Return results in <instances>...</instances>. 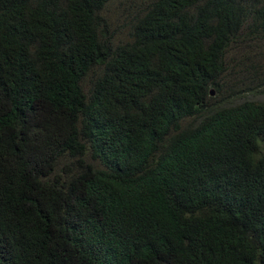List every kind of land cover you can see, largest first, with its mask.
<instances>
[{"label": "trees", "instance_id": "trees-1", "mask_svg": "<svg viewBox=\"0 0 264 264\" xmlns=\"http://www.w3.org/2000/svg\"><path fill=\"white\" fill-rule=\"evenodd\" d=\"M262 59L264 0H0V264H264Z\"/></svg>", "mask_w": 264, "mask_h": 264}, {"label": "rangeland", "instance_id": "rangeland-1", "mask_svg": "<svg viewBox=\"0 0 264 264\" xmlns=\"http://www.w3.org/2000/svg\"><path fill=\"white\" fill-rule=\"evenodd\" d=\"M115 5V4H114ZM113 5V6H114ZM115 9H117V5H116V7H115ZM111 14H113L114 13V11H113V7H111ZM121 27H124V26H121ZM124 28H126V27H124ZM127 29V28H126ZM121 34V36L123 37L124 35H125V32L124 31H122V30H118V32H117V38H119L118 36ZM260 63H262L263 65H264V59H262L260 62H259V64ZM259 69H260V67H259ZM259 74H261V76L264 78V67H263V69H261V73H259ZM246 75H249V74H246ZM88 79V78H87ZM89 80V79H88ZM88 82V81H87ZM260 90L263 92V93H257V94H253V93H247L246 94V98H248V99H255V100H264V85H262V86H260ZM215 95H217V93L215 92V91H213V96H215ZM242 99V98H241ZM66 159H68V160H70V161H72L73 159H70L69 157H65ZM86 158L87 159H91L90 158V155H87L86 156ZM60 167V166H59ZM57 171H59V169L57 170Z\"/></svg>", "mask_w": 264, "mask_h": 264}]
</instances>
